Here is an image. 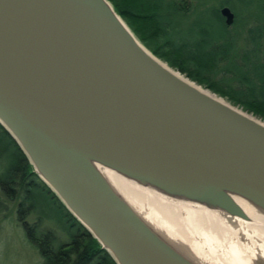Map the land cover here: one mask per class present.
<instances>
[{"label":"water","instance_id":"1","mask_svg":"<svg viewBox=\"0 0 264 264\" xmlns=\"http://www.w3.org/2000/svg\"><path fill=\"white\" fill-rule=\"evenodd\" d=\"M0 126L115 264L194 262L93 164L244 221L226 193L264 211V122L153 57L106 0H0Z\"/></svg>","mask_w":264,"mask_h":264},{"label":"trees","instance_id":"2","mask_svg":"<svg viewBox=\"0 0 264 264\" xmlns=\"http://www.w3.org/2000/svg\"><path fill=\"white\" fill-rule=\"evenodd\" d=\"M106 1L153 57L264 122V12L226 26L218 10L232 9L220 0ZM0 197L14 205V221L39 264H115L36 176L1 126Z\"/></svg>","mask_w":264,"mask_h":264},{"label":"bare ground","instance_id":"3","mask_svg":"<svg viewBox=\"0 0 264 264\" xmlns=\"http://www.w3.org/2000/svg\"><path fill=\"white\" fill-rule=\"evenodd\" d=\"M93 168L116 195L182 258L194 264H264V211L226 193L246 221L208 201H190L114 173Z\"/></svg>","mask_w":264,"mask_h":264},{"label":"rangeland","instance_id":"4","mask_svg":"<svg viewBox=\"0 0 264 264\" xmlns=\"http://www.w3.org/2000/svg\"><path fill=\"white\" fill-rule=\"evenodd\" d=\"M222 1L230 5L237 16H233V20L237 19L238 22H250L256 18V14L264 12L260 10L264 8V0H243L245 3L239 0H220L218 2ZM223 7L228 8L227 6ZM229 11L233 13L230 9ZM0 204L3 210L0 212V264H39L40 259L37 253L27 245L21 228L14 221V205L1 197Z\"/></svg>","mask_w":264,"mask_h":264}]
</instances>
